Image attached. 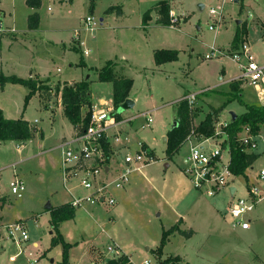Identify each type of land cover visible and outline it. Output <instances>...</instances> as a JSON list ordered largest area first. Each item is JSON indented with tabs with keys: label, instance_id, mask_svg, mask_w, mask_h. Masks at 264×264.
<instances>
[{
	"label": "rangeland",
	"instance_id": "1",
	"mask_svg": "<svg viewBox=\"0 0 264 264\" xmlns=\"http://www.w3.org/2000/svg\"><path fill=\"white\" fill-rule=\"evenodd\" d=\"M91 2L94 6L90 5ZM154 2L155 0H39V6L30 7L28 0H0V32L8 31L9 35L15 36L29 32L28 18L33 14L37 15L38 29L34 35L41 40L42 45L39 44L38 47L36 44L35 47L36 53L43 54L34 60V49L23 51L19 47L10 48V37L2 38L0 75L25 78L29 68H36L44 69L42 72L45 80L49 77L54 81H37L42 89H38L26 105V87L8 86L0 91V105H8L7 113L15 116L12 117L15 119L23 118L36 130L30 142L0 144V168L10 166L2 174L3 184L8 183L14 169L26 186L22 198L7 197L2 212L9 220H27L26 222L31 223H28L30 228L35 218L40 221L47 205L57 206L70 201L71 196L63 182L61 151L58 146L61 137L70 139L72 128L60 115V94L57 89L65 81L82 79L88 82V98L92 104L95 102L98 109L112 106V84L100 82L96 69L102 68L107 62L121 63L125 67V74L133 80L129 97L135 102L134 108L124 111V114L154 109L153 124L148 129L138 131L136 139L144 140L154 149L157 162L145 169L143 174L130 175V189L129 192L127 190L125 200L119 202L122 210L118 214L106 212V206L84 204L83 208L74 209V219L79 230L85 227L95 234L99 233L100 228L95 224L98 217H90L84 210L89 209L90 213L93 212L92 215H97L100 209L94 208L100 207L105 233L113 236L112 230H115L118 233L116 240L126 241L134 249L130 252L132 264H143L145 259L157 263L152 251H145V247L153 248L149 238L154 237L162 226L169 228L172 224L170 215L163 214L156 218L155 214L160 204L173 195L175 175L180 171L190 189L195 190L182 171L185 167L183 159L188 152L186 141L170 159L165 156L163 148L162 137L166 136V144L167 134L178 120V99L186 93L208 89L197 96L193 107L195 116L191 119V124L197 127L211 113L214 133L219 134L210 144L221 148H224L226 136L220 131L224 124L231 122L230 112H234L237 117L246 112L247 106H264L261 105L258 92L247 82L238 80L241 89L238 82L236 88L229 87L227 83V80L240 77L238 64L231 58V54L237 51L236 47L232 48L237 34V44L241 41L247 43L255 62L264 66V39L261 37L264 0H226L224 4L223 0H185L188 20L184 16L177 29L157 27L150 37L144 35L141 22L143 13ZM117 9L123 14L117 15ZM210 9H221L217 32L209 30V26L215 22V18L209 15ZM87 16L98 22L93 33L80 25L81 19ZM101 18L103 22H100ZM47 40H52L53 45L46 46ZM212 48L215 56L205 60ZM156 49L177 50L178 61L156 65L153 61V50ZM113 65L115 70L119 67ZM37 92L42 94L41 98ZM47 100L52 102V108H47ZM102 102L104 103L101 104ZM51 111L55 113L54 120L50 117ZM85 112L87 108L83 109V113ZM121 112L122 109L115 110L112 116ZM260 134L264 136V127H261ZM258 146V150L254 151L259 157L253 164V169L245 171V176L232 178L238 190L236 197H245L249 186H254L264 194V182H260L256 176L259 169L264 167V146L261 143ZM227 150V147L223 149L225 159L228 158ZM165 162L170 163L169 170L164 169ZM246 175L250 177L247 181ZM68 189L74 195L84 196L88 193L78 187L76 178L70 181ZM197 197L202 211L205 209L204 204H209L220 217V227L231 231V235L234 233L235 240L230 242L232 247L235 246L231 251L237 249L232 252L237 255L236 264H264V202L257 205L252 214L250 229L241 231L233 230L231 226L228 216L230 199L225 189L214 197H207L204 191ZM109 224H115V227L111 228ZM105 233L103 232L101 249L90 250L97 252L96 256L100 255V251L105 253L107 246L113 245L112 241H115L107 239ZM87 236L85 231H81L78 238L86 240ZM9 245L0 254V264L50 263L49 259L44 258L36 263V253L32 247L23 251L15 244ZM172 245L177 248V252H181L179 242L175 241ZM28 253L32 255L29 256ZM110 259V256H102L103 262Z\"/></svg>",
	"mask_w": 264,
	"mask_h": 264
},
{
	"label": "built area",
	"instance_id": "2",
	"mask_svg": "<svg viewBox=\"0 0 264 264\" xmlns=\"http://www.w3.org/2000/svg\"><path fill=\"white\" fill-rule=\"evenodd\" d=\"M209 15L215 18V22L209 26V30L213 31L220 24L221 9H210ZM169 20L171 27H177L182 22L172 10L169 12ZM83 23L89 31H93L98 26V22L91 16L85 17ZM213 51L212 48L204 59L209 60L214 57ZM231 58L239 67L238 80L247 82L259 93V90L264 87V66H259L255 62L250 46L242 41L237 51L231 54ZM203 92L189 93L178 100L177 104L185 101L189 109L193 110L197 96ZM113 112H115L113 105L103 109L92 106L89 123L84 133L62 141L58 147L61 151L63 182L67 192L71 195L69 205L73 209L83 208L84 204L113 207L116 204L113 191L122 189L126 185L132 170L152 161L153 157L150 152L141 144L137 150L133 151L128 149L122 152L114 148L112 144L120 141L118 126L122 121L112 116ZM143 118L141 127H148L152 123L151 114L145 113ZM218 134L215 133V136L211 138L200 137L195 140V143L191 139L194 135L187 138L190 145L188 154L183 160L185 167L182 171L193 188L197 191H204L208 197H214L223 189H227L231 195L228 206L231 226L234 229L246 231L251 227L252 214L257 209V205L264 202V194L254 186H249L245 197H235L236 190L231 191L234 186L232 180L234 175L229 170V151L227 150L228 158L225 159L223 156L225 148L210 144V141ZM238 140L246 151L257 149L259 143L264 145V136L260 133L251 134L248 127L242 128ZM113 155L120 156L121 163L117 166L112 165ZM9 167L0 168V213L8 196L20 199L26 190L23 179L14 169H12V176L8 183L3 184L2 174ZM257 177L260 182H264V169L258 171ZM75 178L78 179V187L88 192L87 195L71 194L68 185ZM29 242L30 236L26 221L0 222V243L15 244L23 250ZM99 253L100 255L91 264H106L107 262L102 261V256H110V260H118L122 256L120 248L115 244L107 246L105 253L103 251ZM143 264L151 263L145 260Z\"/></svg>",
	"mask_w": 264,
	"mask_h": 264
},
{
	"label": "crops",
	"instance_id": "3",
	"mask_svg": "<svg viewBox=\"0 0 264 264\" xmlns=\"http://www.w3.org/2000/svg\"><path fill=\"white\" fill-rule=\"evenodd\" d=\"M59 1L63 2L64 0H59ZM158 1H161V0H155V2L148 9L152 8L155 5V3H157ZM166 1H169L170 9L176 15H178L180 19H183V17L185 16L188 20L189 17L186 16L187 12L185 11L186 8H184L185 7V0H166ZM225 2H226V0H223V4ZM90 5L94 6V3L91 2ZM90 11H92V8ZM102 11L105 12L106 10H102ZM177 12H180V14ZM122 14H123V12L120 9H117V15H122ZM150 17L151 18L145 27L142 25V22H141V27L144 28V32H145V33L143 32L144 35L145 36L147 35L150 37L152 36L151 32H153V30H155V28H157V27H170V28H176L177 29V28H180V25L182 23L181 22L177 27L162 26V25L156 23L157 16L154 13H152L150 15ZM100 22H103V18L100 19ZM80 25H82L86 31H89L85 27V25L83 23V19H81ZM218 27L213 31L217 32ZM37 29L38 28L32 29V30L29 29V32L27 31L20 36H15L14 34L9 35L10 33L8 31L0 32V44H1L2 38H7L9 36L10 37L9 47L10 48L11 47H19V48L23 49V51H25V50L31 51L32 49H34L35 54L33 55L32 58L34 60H37L38 57L43 56V54H41V52L36 53V47H35L36 44L38 47H39V44L42 45L41 40L36 39V37L34 35V34H36ZM54 32L60 33L59 31H56V30H54ZM89 32L93 33L94 30L89 31ZM263 32H264V26H261V37L264 39V37L262 35ZM51 41L52 40H47L46 46H48V47L52 46L53 42H51ZM238 45L236 47L237 49H238ZM156 50H159V49H156ZM156 50H153V51L155 52ZM160 50H162V49H160ZM163 50H168V49H163ZM169 50H171V49H169ZM27 51H26V53H27ZM154 52H153V54H154ZM85 54L87 55L88 52H86ZM153 61H154V58H153ZM177 61H178V59H177ZM168 63H171V62H168ZM113 64H115L116 67L119 66L116 70H115V67L113 68V72L115 75L123 76V77H126L128 79H131L125 74V67L121 63L113 62ZM161 65H158V66H161ZM43 70L42 69L38 70L36 68L35 69L29 68V70L27 72V77H25V78L18 77V78H22V79L32 78V79L39 81V82H43V81L54 82V81H51L49 77L46 80L43 78V75H44L42 72ZM97 70H99V69H96V72H97ZM58 72H59V70H58ZM14 76H16V75H14ZM35 76H36V78H34ZM219 80H220V78H219ZM81 81H82V79H80L78 81H68V82L65 81V82L72 84V83H78ZM56 82H59V81H56ZM65 82H63V83H65ZM233 82H236V83L238 82V84L240 83L238 81V79L227 80L229 87H230V84ZM63 83H60L61 86ZM54 84H56V83H54ZM223 84H226V83L223 82ZM8 86H19V85L18 84H6L3 88H0V91H3ZM132 86H133V80H132ZM239 87H240V84H239ZM240 89H241V87H240ZM206 90H208V89H202L201 91L206 92ZM130 91H131V89H130ZM42 92H44V91H42ZM196 92H200V91H196ZM58 93L60 94V105H61L60 106V115H61L62 119L66 120L63 116V108H62V104H61V93L60 92H58ZM58 93H57V95H59ZM191 93H195V92H191ZM37 94H38L39 98H41L42 94H40V92H37ZM187 94H189V93L182 95V97L180 99H182ZM258 96H259L260 102H262L261 105H264V88L259 90ZM128 99L132 100L129 97V94H128ZM180 99H178V100H180ZM57 101H58V97H57ZM132 101H133L134 105L131 109H133L135 106L134 100H132ZM47 102L49 104V106L47 108H52V106H53L52 102L48 101V100H47ZM103 103L104 102H102L101 104H103ZM93 106H96L95 102H94ZM177 106H178V104H177ZM109 107H111V106H109ZM131 109H129V110H131ZM0 110L2 111L3 116L5 118L15 119V118H12L15 116H11L9 113H7L8 105H6L5 103L3 105H0ZM124 111H127V110H123V112L118 114L119 120L122 121L121 125L118 126L119 133H120V135H119L120 141H119V143H117V144L113 143L112 145L114 146V148H117L118 151L124 152L125 150H128V149L132 150V151L137 150L139 148V144H141L148 149V151L153 156V158H152V161L147 163L146 165H144L142 167H138V169L132 170V172L128 176V182L126 183V185L122 189H118V190L113 191L112 194L116 200V204L111 208L110 207H108V209L106 208L107 209L106 212L110 211V213L112 215L118 214L122 210V207L119 204V202L121 200L122 201L125 200V198L127 196V190L129 192L130 175L133 173L143 174V173H145L144 172L145 169H147L149 166H151L153 164H156L155 162H157L155 159L154 149L150 145H148L144 140L136 139V135H137L138 131L148 129L151 126V124H153V122H154V120H153L154 109L146 110V111L140 112V113L136 112V113H132V114L126 113V112L124 114ZM145 113L151 114L152 123L148 127L142 128L141 125L143 124V121H144L143 114H145ZM50 117L52 120L55 119V113H53V111H51ZM131 118H133V120H130ZM16 119H19V118H16ZM138 121H140L139 124H138ZM174 125H175V123L173 124V126ZM32 127H34V126H32ZM71 128H72V126H71ZM74 135H75L74 130L72 128V135H71L70 139ZM70 139H66V137H61L59 140H60V142H62V141L70 140ZM191 139H192V142H194V139H196V138L193 137ZM162 140H163V144H164L163 148L166 149V144H165L166 136H163ZM28 142H30V141H28ZM1 143H9V142H1ZM11 143L17 144L16 142H11ZM186 144L188 145V150H189V145H190L189 142L186 141L185 145ZM123 147H125V148H123ZM121 148H123V149H121ZM256 150H258V148ZM247 151H248V153L256 154L257 158L259 157V154H257L254 150H247ZM187 154H188V152H187ZM187 154H186V156H187ZM167 159H170V158H167ZM120 160L121 159H120L119 155H113L112 165L113 166L119 165L121 163ZM255 161L253 162V164L255 163ZM253 164L248 168L249 170L253 169L252 168ZM163 167L165 170L166 169L169 170L171 165L169 162H165L163 164ZM248 169L246 170V172L248 171ZM260 169H264V167H261ZM246 177H247L246 178L247 180L250 179V177H248L247 175H246ZM173 182L175 183V189H174L173 195H171L167 200H165L162 205L160 204V207L157 208L158 212L155 214V217L160 218L163 214L170 215L171 219H172V224L170 225L169 228H171L174 225H177L180 230L191 232V234L187 238L183 237L182 235H180L176 232L169 235L167 238V242H166V244L162 250L161 258L158 259L154 255L153 251H155L157 249V247L159 246L162 231L169 229L167 226L166 227L162 226L161 229H159L157 231V233L154 235V237L149 238L150 244L153 248L145 247V251H152V256H154V258L157 261V263H151L150 261L149 262L151 264H160L161 261L167 257H179L181 259L179 264H236L237 255H233L232 252H235L237 249L231 251L235 247V246L232 247V242L235 240L234 233H233V235H231V231L229 232V231L225 230L224 228L220 227V217L217 215V213H215L214 209H212V207L209 204L205 203L204 204L205 209L203 211L201 210L200 200L198 199L197 196H199V193L202 191L190 189L189 184L187 183L186 179L183 177V175L180 171L173 178ZM232 189H233V191L236 190V193H235V197H236L237 191H238L237 186L234 185ZM225 190L227 191V196L230 199L231 195H230L229 191L227 189H225ZM71 194H73V193L71 192ZM69 202L70 201H65L62 204L57 205V206H51L50 205V208H56V207L62 206L64 204H67ZM97 208L100 209V213L98 212L97 215H92L93 212L90 213L89 209L88 210L85 209L84 211L90 217H93V218L98 217V219L95 220V224L97 225L98 228H100L99 233L95 234V233L91 232V230H89L88 228H85V227L83 229L79 230L78 225H76V223H75V219H74L75 215H74L73 219L61 222L58 225V230H59L62 238L64 239V241L72 245V248L69 250V254H68L69 255L68 264H91L92 261L96 259V257H97L96 253L97 252L93 253L90 250L91 249L92 250L93 249H95V250L101 249V245L103 244V241H102L103 240V232L105 233V229L103 226L105 223L103 221V215L101 214L102 209L100 207H95L94 209H97ZM39 219H40V221L37 220V218H35V221H33L34 223L31 225L30 228H28V232H29V236H30V242L28 243V245H26L23 248V251L27 250V248L32 247L33 252L36 253V255L34 254L36 263H38L41 259L44 258V259H49L50 263H47V264H60L61 260H62L61 246L60 245H57L55 247L50 246L51 239L54 237V232L52 230V226H51V222H50L49 210L46 209L44 215L41 214ZM18 220H24V219L19 218V219L9 220L8 218L5 217L3 212L0 213V222H8L9 223V222H14V221H18ZM24 221H27V220H24ZM28 223H30V222H26L27 227H28ZM109 225L111 228L115 227V224H113V225L109 224ZM233 230H234V228H233ZM81 231H83V232L85 231V234L87 233L88 239L82 240V239L78 238ZM112 231H113V236H111L110 234H107V232L105 233L107 239H109L111 241L113 239H115V241L114 240L112 241V244L117 245L121 250L122 257H126L128 259V261L132 264L130 252L134 249L131 248V244H127L126 241H117L116 236L118 233H116L115 230H112ZM212 238H214V239L212 240ZM175 241L179 242L181 244L182 250L180 253L177 252V248H175L172 245ZM230 241H232V242H230ZM8 245H9V243H0V254H3V252L6 250ZM28 255L31 256L32 253H28ZM52 257H54V258H52ZM145 260H147V259H145Z\"/></svg>",
	"mask_w": 264,
	"mask_h": 264
},
{
	"label": "trees",
	"instance_id": "4",
	"mask_svg": "<svg viewBox=\"0 0 264 264\" xmlns=\"http://www.w3.org/2000/svg\"><path fill=\"white\" fill-rule=\"evenodd\" d=\"M28 5L30 7H37L39 6V0H28ZM170 11L169 1H158L152 8L143 13L142 25L145 27L151 18L150 15L154 13L157 16V24L170 26ZM37 25V15L33 14L29 16V29H36ZM262 35L264 37V32ZM238 36L239 34L235 36L232 48L237 47ZM153 58L156 65L175 62L178 59V52L176 50H156L153 54ZM113 68L114 65L112 62H107L105 66L97 70V76L100 82H109L112 84V104L114 109L118 110L128 98L129 91L132 87V80L123 76L115 75ZM6 84H18L28 89V94L24 98V105H26L27 101L38 89H42L39 83L31 78L22 79L16 76L4 77L0 75V88H3ZM236 85L237 83L233 82L230 84V87L236 88ZM58 91L61 93V104L64 118L72 126L75 135L83 134L88 126L93 106L91 100L88 98L90 95L88 82L81 81L72 84L65 82L57 89V92ZM84 108H87V112L85 113H83ZM176 110V119L178 120L167 134L165 154L168 158L174 156L178 152L181 144H183L184 141H187V138L191 135H194L196 139H199L200 137L211 138L215 136L211 113H208L197 127H193L191 119L194 118L195 111L190 110L185 101H181ZM115 116L116 119H119L118 114ZM244 127H248L253 135L260 133L261 127H264V106H247L246 112L237 116L234 121L231 120L230 123L225 124L221 130V134L226 136V140L223 142V147H227L229 151V170L234 176H245V171L257 159L256 154L248 153V151H246L239 143L238 135ZM35 132V128L23 118L7 119L3 116V113L0 110V143H25L34 138ZM49 212L50 222L54 232V237L51 239L50 246L55 247L60 245L62 249V260L60 264H68V254L72 245L64 241L58 230V225L61 222L73 219L75 210L69 205V203H67L56 208H50ZM175 232L186 238L191 234V232L180 230L177 225L172 226L168 230H163L159 246L153 251L158 259L161 258L162 250L167 242L168 236ZM180 261L181 259L179 257H167L161 261V264H179ZM106 264L131 263L126 257H121L118 260H110Z\"/></svg>",
	"mask_w": 264,
	"mask_h": 264
},
{
	"label": "water",
	"instance_id": "5",
	"mask_svg": "<svg viewBox=\"0 0 264 264\" xmlns=\"http://www.w3.org/2000/svg\"><path fill=\"white\" fill-rule=\"evenodd\" d=\"M199 7H202V5H199ZM133 105H134L133 101L127 98L122 104V106L120 107V109L129 110L133 107ZM230 117H231V120L234 121L236 119V114L234 112H230ZM231 191H233V189H231ZM46 209L49 210L50 205H47Z\"/></svg>",
	"mask_w": 264,
	"mask_h": 264
}]
</instances>
